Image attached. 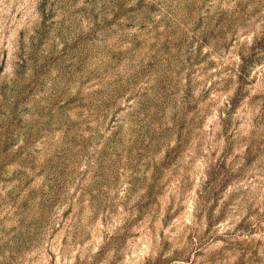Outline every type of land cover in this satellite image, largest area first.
I'll use <instances>...</instances> for the list:
<instances>
[{
  "label": "rangeland",
  "instance_id": "374dc122",
  "mask_svg": "<svg viewBox=\"0 0 264 264\" xmlns=\"http://www.w3.org/2000/svg\"><path fill=\"white\" fill-rule=\"evenodd\" d=\"M0 264H264V0H0Z\"/></svg>",
  "mask_w": 264,
  "mask_h": 264
}]
</instances>
